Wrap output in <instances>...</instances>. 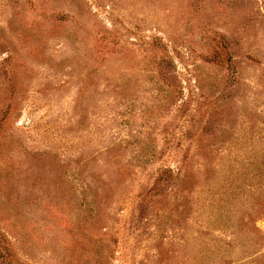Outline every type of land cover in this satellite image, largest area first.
<instances>
[{"label":"rangeland","instance_id":"1","mask_svg":"<svg viewBox=\"0 0 264 264\" xmlns=\"http://www.w3.org/2000/svg\"><path fill=\"white\" fill-rule=\"evenodd\" d=\"M0 264H264V0H0Z\"/></svg>","mask_w":264,"mask_h":264}]
</instances>
